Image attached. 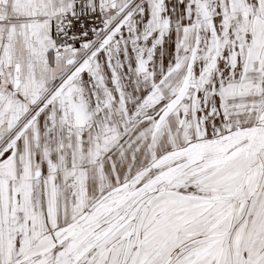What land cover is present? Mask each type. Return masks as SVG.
I'll list each match as a JSON object with an SVG mask.
<instances>
[{
    "label": "snow or ice",
    "instance_id": "obj_1",
    "mask_svg": "<svg viewBox=\"0 0 264 264\" xmlns=\"http://www.w3.org/2000/svg\"><path fill=\"white\" fill-rule=\"evenodd\" d=\"M0 264H264V0H0Z\"/></svg>",
    "mask_w": 264,
    "mask_h": 264
}]
</instances>
